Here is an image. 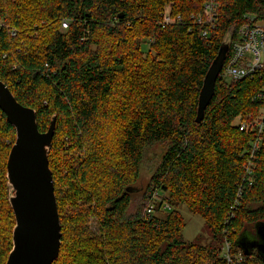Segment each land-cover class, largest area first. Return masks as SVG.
<instances>
[{"label":"trees","instance_id":"16d2710c","mask_svg":"<svg viewBox=\"0 0 264 264\" xmlns=\"http://www.w3.org/2000/svg\"><path fill=\"white\" fill-rule=\"evenodd\" d=\"M205 1L0 0V80L36 112L41 133L57 117L49 166L62 241L53 264H250V257L264 264L238 245L264 223V137L254 182L225 223L244 182L240 155L252 140L235 124L260 115L253 101L259 80L230 83L223 69L196 123L199 94L220 48L231 45L246 16L264 20V0H215V22L194 24ZM167 6L181 24L161 25ZM15 141L0 110V264L13 249L7 162ZM157 146L163 154L152 152ZM149 164L139 199L137 184ZM160 193L170 209L146 214ZM181 205L205 221L211 244L184 241ZM237 251L244 262H236Z\"/></svg>","mask_w":264,"mask_h":264},{"label":"water","instance_id":"95a60500","mask_svg":"<svg viewBox=\"0 0 264 264\" xmlns=\"http://www.w3.org/2000/svg\"><path fill=\"white\" fill-rule=\"evenodd\" d=\"M122 15H120V18ZM229 53L220 48L199 94L196 123L200 124L211 103L218 77ZM0 110L16 131V141L7 162L9 202L15 216L13 249L6 264H53L60 253L62 233L49 152L56 129L53 116L49 129L41 133L33 109L21 105L0 80ZM254 238L253 240H250ZM243 255L257 252L264 262V223L255 235L245 233L238 243Z\"/></svg>","mask_w":264,"mask_h":264},{"label":"built area","instance_id":"2783aa9c","mask_svg":"<svg viewBox=\"0 0 264 264\" xmlns=\"http://www.w3.org/2000/svg\"><path fill=\"white\" fill-rule=\"evenodd\" d=\"M216 17V1L206 0L203 5L202 14H199L197 17L192 16L191 19L194 21V24L204 25V23H214ZM245 18L246 21L236 32L235 40L229 45L230 57L225 61L223 77L230 83L258 79L260 82L259 91L253 98V101L261 106V112L256 119L252 115H248L245 119H238L235 124L241 132L251 135L252 140L248 144L249 147L240 155V158L246 163L243 167L244 182L237 186V197L229 208L225 221L226 224H229L234 219L235 212L241 207L245 186H251L254 182L253 175L256 169L254 162L261 152L264 137V20L252 16H246ZM181 22V16H173L171 6L163 12L160 20L163 27L174 26L181 24ZM68 27L69 22L63 21L62 30L65 31ZM11 34L12 36H16L15 31ZM203 35L206 36V32H203ZM164 208L170 209L168 204ZM152 213L153 208L149 206L146 214L151 215ZM224 234L227 235V238L230 237L227 230H224ZM225 250L227 255H229L230 245L228 243L225 245ZM227 260L229 263L232 262L229 256H227Z\"/></svg>","mask_w":264,"mask_h":264},{"label":"rangeland","instance_id":"374dc122","mask_svg":"<svg viewBox=\"0 0 264 264\" xmlns=\"http://www.w3.org/2000/svg\"><path fill=\"white\" fill-rule=\"evenodd\" d=\"M169 6H167L168 8ZM167 8H165V10H167ZM164 10V11H165ZM163 11V12H164ZM162 15V14H161ZM145 50L147 51V46L145 47ZM165 151L164 146H157L154 148V150L152 151L155 155H159V154H163ZM73 155L78 156V154L76 152H73ZM152 165H147V167H143L142 172H141V178L139 180V183L137 184V192H135V195L138 196V198H141V194L144 193V191L146 190L148 184H149V180L152 174L151 168ZM140 195V196H139ZM136 196L135 199L137 198ZM167 195L160 193V196L155 195L153 197V199L151 200L149 206H152L153 208V215H161L159 214L162 213L164 214L168 212L167 208H164V206L166 207L167 203L164 201L166 200ZM160 208V211L156 212L157 209ZM148 206V207H149ZM169 206V205H168ZM178 213L180 214L181 218L183 219V221L185 222V227L182 231V236L183 239L186 243H195V242H201L203 244H211L212 241V236L210 234V232L207 230L205 221L198 215H194L190 212V210L188 209V207L186 205H181L180 207H178L177 209ZM91 228L92 230H95L96 227L94 226V223H91ZM255 235V234H252ZM254 238L251 237L250 240H253ZM226 251V250H225ZM257 253L256 251H254V254ZM254 256V255H253ZM235 260L238 263L244 262V257L241 254V251H237L236 255H235ZM250 264H257L254 261V257H250Z\"/></svg>","mask_w":264,"mask_h":264}]
</instances>
